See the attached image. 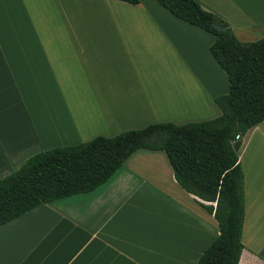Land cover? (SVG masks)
Listing matches in <instances>:
<instances>
[{
    "label": "crops",
    "instance_id": "0c3cea01",
    "mask_svg": "<svg viewBox=\"0 0 264 264\" xmlns=\"http://www.w3.org/2000/svg\"><path fill=\"white\" fill-rule=\"evenodd\" d=\"M196 1L239 41L264 37V0ZM213 42L155 0H0V179L54 147L220 116L229 81ZM239 161L238 264H264V120ZM198 202L163 151L138 149L94 191L1 225L0 264H196L219 234Z\"/></svg>",
    "mask_w": 264,
    "mask_h": 264
},
{
    "label": "trees",
    "instance_id": "16d2710c",
    "mask_svg": "<svg viewBox=\"0 0 264 264\" xmlns=\"http://www.w3.org/2000/svg\"><path fill=\"white\" fill-rule=\"evenodd\" d=\"M155 1L176 18L214 36L209 52L229 81V92L214 99L220 116L180 125L151 123L113 137L96 136L37 153L0 179V226L41 204L94 191L138 149L163 151L175 181L201 201L219 226L218 236L196 264H238L245 249L239 150L246 133L264 120V37L239 41L228 22L196 0Z\"/></svg>",
    "mask_w": 264,
    "mask_h": 264
},
{
    "label": "water",
    "instance_id": "95a60500",
    "mask_svg": "<svg viewBox=\"0 0 264 264\" xmlns=\"http://www.w3.org/2000/svg\"><path fill=\"white\" fill-rule=\"evenodd\" d=\"M215 28H216L217 30H221V26H219V25H215Z\"/></svg>",
    "mask_w": 264,
    "mask_h": 264
},
{
    "label": "rangeland",
    "instance_id": "374dc122",
    "mask_svg": "<svg viewBox=\"0 0 264 264\" xmlns=\"http://www.w3.org/2000/svg\"><path fill=\"white\" fill-rule=\"evenodd\" d=\"M261 39V38H260ZM250 42H253V41H250ZM168 83H171V81L170 80H168Z\"/></svg>",
    "mask_w": 264,
    "mask_h": 264
}]
</instances>
